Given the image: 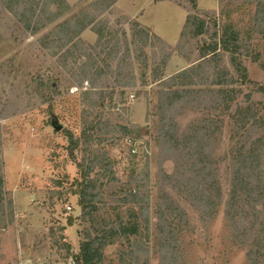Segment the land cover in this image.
I'll list each match as a JSON object with an SVG mask.
<instances>
[{"label":"rangeland","instance_id":"1","mask_svg":"<svg viewBox=\"0 0 264 264\" xmlns=\"http://www.w3.org/2000/svg\"><path fill=\"white\" fill-rule=\"evenodd\" d=\"M66 1L70 7L65 16L30 35L0 0V175L4 204L0 264H72L79 243L86 235L92 237L104 229L103 220L129 221L138 230L127 237L120 234L105 246L104 264H252L249 254L256 248V234L264 241L260 217L255 225H251V214L230 220L225 216V201L235 154L248 152L250 141L256 138L262 140L264 148V93L256 89L264 86V0H196L195 9L185 0L157 4L152 0H120L104 12L94 5L95 0ZM82 13L97 16L98 26L105 25L98 45L90 28L80 35L93 46L85 50L95 61L86 77L80 67L86 59L76 50L72 56L63 53L65 58L61 52L51 56L38 41L63 19H75ZM188 13L204 22L201 36L192 37L191 31L179 36ZM138 16L146 26H135ZM227 28L241 39L239 58L247 81L237 77L229 53L218 48L206 63L205 74L195 78L194 87L202 90L198 99L185 98L167 111L172 119L169 124L177 125L178 134L191 124L204 128L208 123L213 131L206 150L219 191L207 188L203 181L210 183L211 177L200 174L194 179V188L198 194L210 195L216 205L213 209L209 204L194 207L188 191L183 190L186 182L164 176L174 173L176 164L170 155L163 159L165 151L157 138L161 111L168 102L167 97L161 99L159 91L172 88L169 77L197 64L201 60L199 47L210 40L217 42ZM139 30L147 35L145 39L140 38ZM153 32L165 42L156 39ZM120 66L122 74L131 78L122 80L130 83L123 87L122 101L116 74ZM96 68L103 71L96 87L105 97L89 108L83 91L89 89ZM224 69L233 80L225 87L240 90L226 110L207 92L217 87L211 84L214 72ZM78 79H83L81 84ZM47 82L56 87V93L46 88ZM250 106L246 120L243 113ZM99 118L101 122L108 120L110 127L100 125L91 140H85L86 123ZM67 133L77 140L73 153H69ZM131 135L138 136L131 138L135 154H130L125 142ZM92 153L100 157V164L88 178L100 175V200L97 209L83 218L73 191L75 182L82 181L77 165L87 164ZM166 196L183 210L182 220L179 215L168 216L162 205ZM239 200L242 205L238 208L244 213L249 199L243 196ZM263 205L264 197L260 208Z\"/></svg>","mask_w":264,"mask_h":264},{"label":"trees","instance_id":"2","mask_svg":"<svg viewBox=\"0 0 264 264\" xmlns=\"http://www.w3.org/2000/svg\"><path fill=\"white\" fill-rule=\"evenodd\" d=\"M117 0H95L94 5L100 6L99 11L104 12L116 2ZM190 4L191 9L196 8V0H185ZM104 2V3H103ZM1 4L5 9L19 22L23 30L28 31L30 35H35L41 31L45 26L53 24L58 21L61 17L65 16L69 11V4L66 0H1ZM103 4V5H102ZM97 16L87 15L82 13L81 17L75 19L66 18L56 24L51 31L44 34L38 39L40 46L50 51L51 56H56L60 52V56L65 58V54L72 56L73 51H77V54L86 59L81 64L83 76H87L88 70L94 65V60L91 58L85 50L90 45L81 40V33L90 28L97 39L95 45L100 43L103 37L104 24L98 26ZM135 26H139V23L134 22ZM143 29V28H142ZM190 29V30H189ZM144 30V29H143ZM187 31H191L192 37H198L205 33L204 22L195 14L188 13L185 17L180 37L184 36ZM140 33V38L145 39V35L141 30L137 31ZM156 39L161 40L158 36L153 34ZM216 35V34H214ZM110 41V40H107ZM162 41V40H161ZM108 43V42H107ZM241 39L235 32L229 31L228 28L223 31L219 36L218 41L214 42L210 40L203 43L199 47L200 58L197 64H194L188 68H184L177 73L171 75L172 88L167 90H160L159 94L161 99L167 97L168 102L164 104V108L161 111L160 123L161 125L157 128V138L161 144L165 154L163 159L170 157L174 160L175 172L172 174H164L166 179L174 180L180 179L186 182L183 190L188 191V199L194 207L199 205H210L211 208H215L216 202L210 195L198 194L194 188V179L200 174L204 178L211 177L210 183L203 181V184L207 188L214 189V193L219 191L218 182L213 176V166L210 160V155L207 152V148L210 144V137L213 131H210V124L206 123L205 127H197V125L191 124L190 127L183 132L178 134L177 125L174 122L169 124L171 117L167 115L168 109L177 104L183 99L195 98L198 99L197 93H201V89H196L194 86L197 83L196 77H202L205 74V65L211 59V56L217 54V49L221 48L223 51L229 53V59L234 67L235 73L238 78L244 83L246 82V68L242 64L239 58L241 54ZM93 47V46H90ZM116 49H114L115 51ZM65 53V54H63ZM128 55V52H126ZM87 70V71H85ZM123 66H120L117 70V86L120 87L119 96L120 101L123 100L125 94L123 87L130 85L128 81L122 83L123 79L131 80L127 77V74H122ZM103 74L101 68H96L93 73V77L90 78V87L83 91L85 101L89 103V108H94V105H98V101L103 100L105 93L103 90H98L96 87V81ZM83 79H78L81 84ZM88 84V80L85 79ZM232 77L228 75V71L224 69L216 70L214 72V79L211 81L212 85H216V88H210L207 90L212 96L216 97L217 105L223 110L228 108L229 104L239 94L240 90L234 87H225L232 84ZM46 88L56 93V87L50 85L49 82L45 84ZM258 91L264 93V86L259 85L256 88ZM97 95L98 98L93 99V96ZM113 90L108 92V96L111 99ZM251 106L247 108L244 113V119L248 120ZM243 121V119H242ZM100 125L104 128L110 127L108 120L101 122L100 118L96 122L88 121L86 123L87 133L84 134L85 140H91L92 134L95 130L99 129ZM123 133L126 134V128L122 127ZM69 138V153H73L76 147L77 140L73 138L71 133H67ZM130 138L133 140L138 138L136 135H131ZM254 142V143H252ZM251 147L248 152L236 153L231 160V166L233 167V177L230 182L231 188L228 192L227 200L225 201V216L230 220L236 221L238 215L247 216L252 215L251 225H255L256 219L259 225H261V231L264 232V205L260 208V202L263 201L264 193V148L261 147L262 140L256 138L250 141ZM249 143V144H250ZM244 153V154H243ZM99 156L96 153H92L87 164H78V168L81 172L82 181L75 182V190L73 193L77 195V204L81 208V216L85 218L97 209L96 203L100 200L99 198V174L94 178H88L89 174L94 170L96 165H99ZM101 167V165L99 166ZM110 168V164L107 165ZM112 174V172H110ZM2 176L0 175V215L2 214L4 204L2 201ZM220 196V193L219 195ZM217 196V197H218ZM248 197L249 207L244 208V213H240L238 208L242 205V199ZM136 200H133L134 202ZM162 205L163 208L168 211V216L172 217L179 215L182 220L184 215L178 205H174L170 197H163ZM11 206V202H9ZM263 215V216H262ZM104 229L98 231L94 236L86 235V239L79 243V251L71 259L72 264H104L103 262V249L108 244L114 242L115 237L123 235H134L138 232L135 224L123 222L118 220L116 222H110L109 220H103ZM257 245L250 253V260L252 264H264V241L260 240L258 233L256 234ZM258 248V249H257Z\"/></svg>","mask_w":264,"mask_h":264},{"label":"built area","instance_id":"3","mask_svg":"<svg viewBox=\"0 0 264 264\" xmlns=\"http://www.w3.org/2000/svg\"><path fill=\"white\" fill-rule=\"evenodd\" d=\"M129 97L131 99V98H133V95H130ZM125 142L130 147V149H129L130 154H135L137 152V149L135 147V144H134L133 140L131 138H126Z\"/></svg>","mask_w":264,"mask_h":264},{"label":"crops","instance_id":"4","mask_svg":"<svg viewBox=\"0 0 264 264\" xmlns=\"http://www.w3.org/2000/svg\"><path fill=\"white\" fill-rule=\"evenodd\" d=\"M118 1H120V0H117V1L111 6V8H112L114 5H116V3H118ZM161 1H163V0H155V1L152 0L151 3H152V4H157V3L161 2ZM170 1H171V0H170ZM172 3H173V2H172ZM174 4H175V3H174ZM178 6H179V5H178ZM138 19H139V16H138V18H137V20H136L137 23H139V24H141V25H143V26H146L145 24L140 23V21H138ZM183 23H184V22H183ZM150 26H151V25H150ZM147 27L150 28L149 25H147ZM153 29H154V28H153ZM180 31H181V30H180ZM83 34H84V31L81 33V35H83ZM153 34H155V35L158 36L162 41H164V39H162L161 36H159L158 34H156V33H154V32H153ZM179 36H180V33H179ZM164 42H165V41H164Z\"/></svg>","mask_w":264,"mask_h":264},{"label":"water","instance_id":"5","mask_svg":"<svg viewBox=\"0 0 264 264\" xmlns=\"http://www.w3.org/2000/svg\"><path fill=\"white\" fill-rule=\"evenodd\" d=\"M56 129H57V130H60V129H61V126H60V125H57V126H56Z\"/></svg>","mask_w":264,"mask_h":264}]
</instances>
